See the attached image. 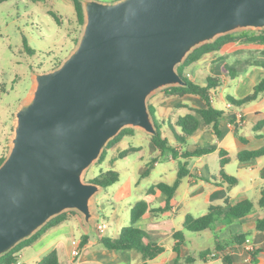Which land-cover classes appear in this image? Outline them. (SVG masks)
<instances>
[{
	"label": "water",
	"instance_id": "1",
	"mask_svg": "<svg viewBox=\"0 0 264 264\" xmlns=\"http://www.w3.org/2000/svg\"><path fill=\"white\" fill-rule=\"evenodd\" d=\"M75 49L35 73L0 164V256L65 211L93 217L100 185L83 174L123 128L158 133L148 98L185 86L177 67L195 48L264 29V0H81ZM264 264V262H263Z\"/></svg>",
	"mask_w": 264,
	"mask_h": 264
},
{
	"label": "crops",
	"instance_id": "2",
	"mask_svg": "<svg viewBox=\"0 0 264 264\" xmlns=\"http://www.w3.org/2000/svg\"><path fill=\"white\" fill-rule=\"evenodd\" d=\"M220 51L219 49V51L206 53L197 62L189 65L194 68V78L200 82L195 83L204 85L208 76L206 74L203 79L199 77L203 73V58L213 53L222 55ZM225 62L226 60L220 59L206 66L207 72L217 77L218 81L216 87L210 91V99L215 108L222 110L224 115L231 119L235 120V115L241 113L242 121L235 132L229 120H221L220 134L217 136L211 127L204 125L200 119L196 132L188 139V147L193 149L213 145L217 149L226 150L229 153V161L222 170L227 175L237 178L236 185L230 186L219 178L221 167L217 150L192 158L188 164V175L181 179L171 199L170 210L155 214L150 210L163 206L166 196L157 189L152 192H149V189L160 182L171 185L177 177L179 162V158L173 159L170 155L162 158L157 149L156 156L153 157L157 158V161L150 166L147 175L156 173V183L143 188L140 186V178H145L141 177L143 172L140 178L131 180L132 177L128 176L124 182H121L119 174V180L114 183L116 186H113L108 204H122L124 206L122 209L120 206L117 209L110 205L106 210L107 208L102 204L103 198H96V194L103 189L100 188L91 200L93 217L89 222H85L83 216L77 211L75 214H68L65 220L47 228L27 246L16 252L14 264H39L40 260L53 250L57 253L59 264H172L177 256L180 258L179 264H227L220 252L214 251L215 256L212 258L199 257L200 253L213 250L217 243L223 245V251L229 254L231 264H263L264 230H256V222L264 218V209L258 205L261 192L264 191V155L246 161H240L237 155L244 150L252 151L264 147V92L258 94L253 101L240 106L232 103L229 98L237 100L250 94L255 84L264 77V68L248 65L240 71H234L231 77L229 72L225 71ZM184 75L187 78L191 77L186 69ZM159 91L162 92L157 91L148 98V106H151L154 111V120L163 122L160 129L162 136L174 144L173 135L169 137L167 133V130H170L169 124L175 125L179 117L191 112L190 108H204L205 103L198 96H167V94L164 96L163 89ZM176 128L177 131L174 128L173 130L179 134V127L176 126ZM134 134L135 132L125 135L119 143L125 137L134 136ZM150 136H148L149 140ZM241 138L244 141H241ZM131 148L140 150L141 146L136 145ZM233 163H235V170L231 171L229 166ZM225 199L231 205L248 199L252 202L253 209L240 219L216 224L203 231L190 232L183 228L187 214L199 217L207 212L210 205H222ZM139 200H145L149 206V210L136 223L138 228L147 233L145 243L152 242L164 247L162 253L146 261L142 259L138 251H113L99 243L101 237L116 238L121 228L129 225L130 209ZM103 211H107L108 216L102 215L100 218ZM101 222L106 224L102 234L96 229V225ZM176 231H181L184 236L178 252L173 249L178 241L173 238V233ZM83 235L87 236L86 243L80 247ZM237 235H247L246 240H249L254 250H257L256 262H253L251 251L245 249L244 243L228 252V247L224 245ZM191 243L195 245L193 253H189L188 250V244ZM74 250L78 252L76 256L72 254ZM187 256L194 259L185 261Z\"/></svg>",
	"mask_w": 264,
	"mask_h": 264
},
{
	"label": "rangeland",
	"instance_id": "3",
	"mask_svg": "<svg viewBox=\"0 0 264 264\" xmlns=\"http://www.w3.org/2000/svg\"><path fill=\"white\" fill-rule=\"evenodd\" d=\"M82 28L83 25L78 23L72 0H6L0 3V160L5 159L9 153L14 134L15 113L20 104L30 97L35 73L58 67L75 49ZM23 39L27 47L33 50L32 54L24 48ZM220 50L222 55L213 53L203 58V73L199 76L201 79L206 74L207 77L217 78L207 72L206 66L220 59L226 60L225 71L226 67L240 71L248 65H254L264 46L236 40L224 44ZM192 68H186L191 76L188 79L198 83ZM160 92L162 91H158ZM172 128L177 131L174 124ZM131 129L135 132L134 136H127L118 142L119 144L105 149L103 159H98L85 170L84 181H90L108 171H117L121 182L126 181L128 176L132 177L131 180L140 178L146 164L156 156L157 148L144 131ZM167 133L172 137L170 130H167ZM136 145H140L141 149L128 151L123 157H119L121 152ZM229 170H235V163L229 166ZM140 181V186L148 187L156 183V173L140 178ZM113 186L116 184L96 194L97 199L103 198L102 204L106 210L110 205L117 209L119 206L121 209L124 207L122 204H108ZM106 212L103 211L100 218L102 215L108 216ZM194 249L193 243L188 244L189 253H193Z\"/></svg>",
	"mask_w": 264,
	"mask_h": 264
},
{
	"label": "trees",
	"instance_id": "4",
	"mask_svg": "<svg viewBox=\"0 0 264 264\" xmlns=\"http://www.w3.org/2000/svg\"><path fill=\"white\" fill-rule=\"evenodd\" d=\"M6 0H0L4 2ZM74 11L78 20V23L83 25L84 23V15L82 10L81 0H72ZM241 40L242 42L258 44L264 46V29H246L241 31H236L232 33H227L217 37L213 42L205 43L197 48H195L192 52H190L184 61L177 67V71L183 76L186 81L185 86H171L163 89V92L167 95H194L198 96L204 103V108H190L189 113L184 116L179 117L175 125L179 127L180 133L177 134L174 132L172 126L169 124V129L174 138V144H171L166 137H163L161 134V127L163 122L155 121V124L158 128V133L156 135L150 136V142L159 150L160 156L162 158L170 155L173 159H178V170L177 177L175 181L169 185L166 183H157L153 188L149 189V192H152L154 189L159 190L166 196V200L163 206L152 208L150 211L153 213H162L164 211H168L171 208V199L176 191L180 181L182 178L188 175L189 168L188 164L192 158L200 157L206 154H209L214 151H218L219 161H220V171L219 178L223 182H227L230 186H234L237 184V178L233 176L227 175L223 170V166L229 161V153L224 149H217L213 145H207L205 147H195L190 149L188 147V139L194 134L199 126L200 119L202 120L204 125H209L215 135H219V126L220 122L223 119L229 120L230 123L233 124V128L235 132L240 124H237L234 119L229 118L227 115H224L222 110H218L215 108L210 99V91L214 89L217 85L216 78L207 77L204 85H199L191 80H189L184 75V70L191 64L197 62L204 54L209 53L211 51L219 50L224 44ZM24 48L28 53L32 54L33 50H30L27 45L25 39L22 40ZM254 65L261 66L264 68V50H262L261 55L255 60ZM229 75L233 77L234 70L233 68L226 67ZM264 92V77L260 79L250 94L246 95L241 99H231L229 100L237 106L249 103L256 99L258 94ZM150 111L154 116V111L151 106ZM199 117V118H198ZM133 129L131 128H123L114 138H112L105 149L113 146L118 143L125 135L132 134ZM241 141H244L241 138ZM105 149L101 153L100 160L103 159ZM131 149H127L119 154V157H123L128 151ZM264 155V147L259 148L257 150L252 151H241L238 153L237 158L240 161L250 160L252 158H257ZM4 159L0 160V164ZM157 161V158H153L145 167L141 177H146L149 173L150 166ZM119 180V173L117 171H108L104 175H100L98 177L93 178L92 182H95L100 185L101 188H107ZM259 207L264 209V191L261 192V197L258 201ZM253 209V204L250 200L244 199L234 205H231L226 199L222 205H210L207 209V212L199 217H194L190 214H187L184 218L183 228L190 232H199L205 229L212 227L213 225L220 223H228L233 220L240 219L247 214H249ZM149 210L148 203L145 200L137 201L130 209V223L129 225L122 227L119 235L116 238L109 237H101L99 243L110 250L120 251V250H135L141 254L143 260L152 259L155 256L159 255L164 251V247L159 246L152 242L145 243V239L147 238V233L142 229L136 226L138 220ZM76 212L73 210L65 211L57 216L51 218L43 227H41L36 233H34L30 238L25 239L18 244H16L9 252L0 256V264H14L16 262L15 253L18 252L23 247L27 246L30 242L36 239L43 231L47 228L52 227L61 221L66 219L68 214H75ZM256 230H264V218L257 220L256 222ZM86 235L81 237L80 247H82L86 243ZM173 238L178 241L174 245L173 249L178 252L179 246L182 244L184 240L183 233L181 231H176L173 233ZM247 238V235H237L234 236L232 241L226 243L224 246L228 247V252H230L235 246L242 245ZM223 245L217 243L213 250H206L199 254L200 258L214 257L216 252H220L223 260L227 264H231L230 256L228 253H224ZM256 254L257 250L251 251V255L253 257V262H256ZM194 258L191 256H187L185 261H192ZM179 256H177L172 264H179ZM39 264H59L57 253L53 250L47 253L39 262Z\"/></svg>",
	"mask_w": 264,
	"mask_h": 264
},
{
	"label": "built area",
	"instance_id": "5",
	"mask_svg": "<svg viewBox=\"0 0 264 264\" xmlns=\"http://www.w3.org/2000/svg\"><path fill=\"white\" fill-rule=\"evenodd\" d=\"M235 116H236V117H235V122H236L237 124H240L241 121H242V114H241V113H237ZM229 124H230L231 126H233L232 123H229ZM105 228H106V224H105L104 222L98 223V224L96 225V229H97V231H98L100 234H102V233L104 232ZM244 244H245V249H246L247 251H253V250H254V247H253V245L250 243L249 240H245ZM72 254H73V256H76V255L78 254L77 250H74V251L72 252Z\"/></svg>",
	"mask_w": 264,
	"mask_h": 264
}]
</instances>
